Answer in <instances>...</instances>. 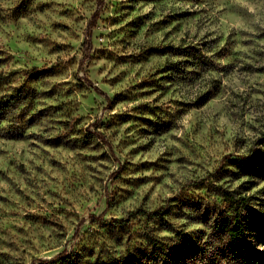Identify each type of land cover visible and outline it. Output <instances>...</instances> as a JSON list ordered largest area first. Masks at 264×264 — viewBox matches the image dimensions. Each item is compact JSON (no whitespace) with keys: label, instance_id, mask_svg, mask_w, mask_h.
<instances>
[{"label":"rangeland","instance_id":"obj_1","mask_svg":"<svg viewBox=\"0 0 264 264\" xmlns=\"http://www.w3.org/2000/svg\"><path fill=\"white\" fill-rule=\"evenodd\" d=\"M263 135L264 0H0V264H147L176 232L223 264L220 188L264 209L223 159Z\"/></svg>","mask_w":264,"mask_h":264},{"label":"trees","instance_id":"obj_2","mask_svg":"<svg viewBox=\"0 0 264 264\" xmlns=\"http://www.w3.org/2000/svg\"><path fill=\"white\" fill-rule=\"evenodd\" d=\"M96 17L97 12L94 13L91 26ZM90 48L89 34L83 41V57L89 54ZM97 134L99 138L105 139L100 131H97ZM230 156H225L223 160H229L241 173L264 176V135L261 141L254 142L245 153L232 159H229ZM220 195L223 203L212 222V230L215 234L224 236L228 242L224 243L218 251L221 259H224L223 264H264V251L258 247L264 242V209L252 207L248 195L228 188L221 187ZM162 208H165L163 212H167V206H159L151 214H156ZM182 234L176 232L179 240L177 244L157 240L148 235L146 237L148 244L153 251L160 254V257L157 261L152 257L147 258L146 263L199 264L195 261V257L203 256V247L199 243H193L192 239H183ZM66 252L67 250L64 249L59 255L66 254ZM202 264L210 263L205 261Z\"/></svg>","mask_w":264,"mask_h":264}]
</instances>
